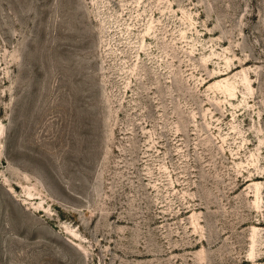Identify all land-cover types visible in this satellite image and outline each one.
<instances>
[{
  "label": "rangeland",
  "instance_id": "obj_1",
  "mask_svg": "<svg viewBox=\"0 0 264 264\" xmlns=\"http://www.w3.org/2000/svg\"><path fill=\"white\" fill-rule=\"evenodd\" d=\"M0 264H264V0H0Z\"/></svg>",
  "mask_w": 264,
  "mask_h": 264
}]
</instances>
